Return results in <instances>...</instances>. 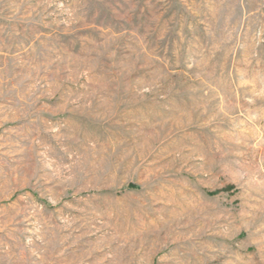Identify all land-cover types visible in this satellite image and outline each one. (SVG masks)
<instances>
[{
	"label": "rangeland",
	"instance_id": "rangeland-1",
	"mask_svg": "<svg viewBox=\"0 0 264 264\" xmlns=\"http://www.w3.org/2000/svg\"><path fill=\"white\" fill-rule=\"evenodd\" d=\"M0 264H264V0H0Z\"/></svg>",
	"mask_w": 264,
	"mask_h": 264
}]
</instances>
